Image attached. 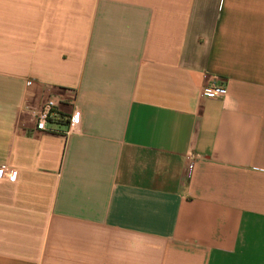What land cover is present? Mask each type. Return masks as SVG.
Masks as SVG:
<instances>
[{"label": "crops", "instance_id": "obj_1", "mask_svg": "<svg viewBox=\"0 0 264 264\" xmlns=\"http://www.w3.org/2000/svg\"><path fill=\"white\" fill-rule=\"evenodd\" d=\"M0 170V264H264V0H0Z\"/></svg>", "mask_w": 264, "mask_h": 264}, {"label": "built area", "instance_id": "obj_2", "mask_svg": "<svg viewBox=\"0 0 264 264\" xmlns=\"http://www.w3.org/2000/svg\"><path fill=\"white\" fill-rule=\"evenodd\" d=\"M226 93L225 84L220 83L218 78L214 76L204 86V94L210 97H220ZM62 99L58 96H50L43 101L38 109L31 110L36 121V129L40 131L52 130L49 125L64 121L66 127L64 133L70 134L77 128L83 120V112L79 109L76 102H72V111L68 116L60 112ZM190 159L195 158V154H189ZM0 177L13 179L14 173H9L6 170H0Z\"/></svg>", "mask_w": 264, "mask_h": 264}]
</instances>
